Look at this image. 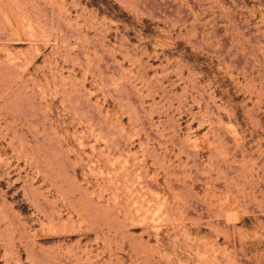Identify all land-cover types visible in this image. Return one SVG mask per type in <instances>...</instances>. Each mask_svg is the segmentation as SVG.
Returning <instances> with one entry per match:
<instances>
[{"label":"rangeland","instance_id":"obj_1","mask_svg":"<svg viewBox=\"0 0 264 264\" xmlns=\"http://www.w3.org/2000/svg\"><path fill=\"white\" fill-rule=\"evenodd\" d=\"M0 264H264V0H0Z\"/></svg>","mask_w":264,"mask_h":264}]
</instances>
